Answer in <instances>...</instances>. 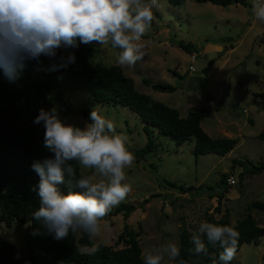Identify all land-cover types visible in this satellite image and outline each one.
I'll return each mask as SVG.
<instances>
[{
	"label": "rangeland",
	"instance_id": "rangeland-1",
	"mask_svg": "<svg viewBox=\"0 0 264 264\" xmlns=\"http://www.w3.org/2000/svg\"><path fill=\"white\" fill-rule=\"evenodd\" d=\"M255 2L264 3V0ZM253 3L254 0H239L219 5L184 0L180 5H173L159 0L151 31L140 41L145 45L146 55L134 67L119 65L120 68L132 78L138 91L175 107L180 115H185L191 107H205L206 113L200 120L202 129H207L211 136H222L217 127L215 130L221 124L230 132L229 136L237 137V142L223 155L212 152L194 155L192 136L176 144L171 138L157 134L151 126L153 147L125 170L132 191L122 202L136 204L143 198L146 201L126 218L120 213L104 218L101 232L92 238L93 244L101 241L121 246V242L114 244V241L126 222L135 232L142 256L156 247L178 245L180 224L190 230L198 229L207 216L217 218L223 211L233 222L247 211L246 205L251 200L264 201V170L251 173L242 171L239 165L230 166L232 158L264 160V142L256 136L264 125V98L256 95L264 85V42L260 41L264 36V22L255 18ZM172 40L190 41L197 49L185 52ZM80 51L88 62L102 65L117 64L120 53V49L110 44L83 45ZM203 67H206L204 71ZM173 71L185 72V75L178 78ZM142 77L168 82L176 88L156 90L144 83ZM62 97L70 108L85 105L111 120L116 133L127 137L129 150L144 144L142 122L126 106L92 103L85 89H64ZM62 119L81 127L87 122L75 111H68ZM78 166L81 175L91 174L92 170L84 169L79 163ZM222 172L232 174L235 182L224 192L216 211V190L219 189L216 184ZM248 211L264 227V210ZM25 226L26 223L17 219L9 225L0 221V236L14 243L17 256L24 253ZM91 247L79 246V249ZM168 261L166 257L163 263ZM231 264H264V234L256 241L242 242Z\"/></svg>",
	"mask_w": 264,
	"mask_h": 264
},
{
	"label": "clouds",
	"instance_id": "clouds-1",
	"mask_svg": "<svg viewBox=\"0 0 264 264\" xmlns=\"http://www.w3.org/2000/svg\"><path fill=\"white\" fill-rule=\"evenodd\" d=\"M159 7V0H0V70L12 82L28 62L42 64V56L54 60L59 49H77L80 44H110L120 49L118 65L134 67L146 55L140 41L151 31ZM252 11L264 22V3L254 0ZM59 61L48 70L66 68L76 56L68 51ZM33 122L42 124L43 147L53 154L31 165L39 176L33 191L40 200L33 219L57 241L70 233L97 237L103 218L132 191L125 170L134 165L135 155L127 137L116 133L114 123L96 109L83 127L62 119L55 107L40 109ZM73 161L91 174L77 178ZM239 236L233 226L204 221L190 237L193 247L188 251L207 255L205 237L223 249L219 264H230ZM180 255V247L170 243L142 253V259L144 264H163L166 257L176 261ZM178 264L186 262L180 259ZM211 264L218 261L213 258Z\"/></svg>",
	"mask_w": 264,
	"mask_h": 264
},
{
	"label": "trees",
	"instance_id": "trees-1",
	"mask_svg": "<svg viewBox=\"0 0 264 264\" xmlns=\"http://www.w3.org/2000/svg\"><path fill=\"white\" fill-rule=\"evenodd\" d=\"M173 5H180L184 0H167ZM210 1L219 5H226L239 0H197ZM154 13H156L154 11ZM264 42V36L261 37ZM185 52L196 50L194 43L190 41L172 40ZM80 44L74 49L76 61L66 68L50 71L51 65L58 64L61 55L58 50L54 60L42 56V64L36 61L28 62L18 79L10 82L0 70V221L9 225L13 219H17L25 226V249L23 256L14 254V243L0 236V264H144L140 255V246L134 230L124 222L118 232L115 243L122 245L116 247L101 241L93 244V240L85 233L78 235L69 234L65 240H54L48 234L44 226L33 219V213L40 207V200L33 187L39 182V176L33 171L31 165L36 160L53 155L43 147L44 128L42 124L33 121L40 109H57L63 118L68 111H75L88 121L92 108L79 106L70 108L67 100L62 97V91L85 89L91 102L111 103L126 106L132 110L142 122V129L146 135L142 146L131 149L135 159L141 158L153 147L151 137L154 126L157 134L171 138L176 144L193 137L192 152L194 155L212 152L223 155L229 151L237 141L231 136H210L200 126V119L205 115L203 106L189 108L185 115H180L175 107L154 99L149 94L138 91L132 78L122 71L118 64L102 65L90 63L81 54ZM211 59L208 60V63ZM206 67H203L204 71ZM178 78H183L185 72H175ZM141 80L151 88L160 91H172L176 85L151 81L142 77ZM259 98H264L263 88L256 93ZM256 136L264 142V125L256 133ZM76 169L77 178L81 176L78 162H71ZM241 166L244 172L257 173L264 170V160L253 162L248 158H232L230 166ZM239 173V178L243 172ZM226 173L222 172L219 187L216 190L215 210L219 209L220 199L224 192L232 186L226 184ZM78 190V189H75ZM66 193L67 188H63ZM140 203L121 202L105 218L112 214L120 213L126 218ZM255 208L264 210V201L251 200L247 205V211L230 222L225 211L221 216L213 218L207 216L208 222L218 225L233 226L239 233L237 249L242 242L256 241L264 234V227L257 224L248 211ZM104 219V218H103ZM140 229V228H139ZM198 229L190 230L183 224L179 225L178 246L181 255L176 261H168L163 264H178L180 259L186 264H211L215 258L219 264V255L223 251L220 245L209 243L202 237L207 247V255L199 257L188 250L193 247L190 237ZM36 233V234H33ZM79 246L91 247L90 250H80ZM93 249H96L93 251ZM232 261L230 262V264Z\"/></svg>",
	"mask_w": 264,
	"mask_h": 264
},
{
	"label": "crops",
	"instance_id": "crops-1",
	"mask_svg": "<svg viewBox=\"0 0 264 264\" xmlns=\"http://www.w3.org/2000/svg\"><path fill=\"white\" fill-rule=\"evenodd\" d=\"M201 120V119H200ZM216 127L219 129V131L221 132V134L222 135H225V136H229L230 135V132H228L227 130H226V128L224 127V126H221V124L219 125H217V126H215V130H218V129H216ZM208 128L209 129H211V130H213V128H211L210 126H208ZM203 130H207V129H204L203 128ZM260 130V129H259ZM208 135L210 134V132L207 130V131H205ZM211 136V135H210ZM232 137V136H231ZM237 138V137H236ZM237 142V141H236ZM235 145V144H234ZM218 184V183H217ZM217 184H216V186H217ZM218 187V186H217ZM219 188V187H218Z\"/></svg>",
	"mask_w": 264,
	"mask_h": 264
},
{
	"label": "built area",
	"instance_id": "built-area-1",
	"mask_svg": "<svg viewBox=\"0 0 264 264\" xmlns=\"http://www.w3.org/2000/svg\"><path fill=\"white\" fill-rule=\"evenodd\" d=\"M193 59V55L191 56V59L190 60H192ZM225 180H226V183L227 184H233L234 182H235V180H234V177H233V175L232 174H228L226 177H225Z\"/></svg>",
	"mask_w": 264,
	"mask_h": 264
}]
</instances>
